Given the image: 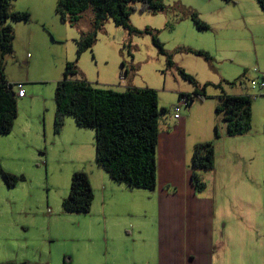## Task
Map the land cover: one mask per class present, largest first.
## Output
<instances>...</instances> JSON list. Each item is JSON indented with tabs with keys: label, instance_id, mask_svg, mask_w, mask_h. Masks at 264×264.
<instances>
[{
	"label": "rangeland",
	"instance_id": "1",
	"mask_svg": "<svg viewBox=\"0 0 264 264\" xmlns=\"http://www.w3.org/2000/svg\"><path fill=\"white\" fill-rule=\"evenodd\" d=\"M57 1L14 0L11 3L12 12H26L29 20L9 21L14 38L12 51L4 59V74L23 84L25 98L17 101L14 131L0 136V165L9 170L3 168L5 172L23 175L25 181L11 191L5 189L2 195L0 230L6 235L15 234L11 245L0 234V250L25 247L27 240L29 245L47 251L67 245L91 246L99 241L90 230L97 225V218L92 217L93 209L87 214H76L65 213L61 207L69 193L73 173L83 171L92 177L99 170L106 176L95 163L92 130L80 129L72 117H65L66 122L55 132L54 91L67 62H76L80 76L97 88L124 91L125 82L121 80L125 79L132 87L151 88L158 95L159 108L167 111L177 106L181 93L194 90L191 83L180 77L179 68L192 76L198 87L210 83L202 103L194 99L191 108L184 105L181 108L182 117L185 111L192 110L193 115L186 123L190 136L196 139L204 138L201 134L206 122L211 137L215 131L219 137L224 123L215 107L220 105L222 93L236 95L243 89L251 96L252 132L264 135V96L251 87L252 83L257 86L264 75V14L260 8L261 13L254 11L258 10L255 0H163L165 9L157 13L133 11L129 17L132 31L115 26L110 18L96 30L90 11L79 22H70L68 16L62 20L56 11ZM175 3L196 11L209 29L200 31L188 19L179 21L184 10L174 9ZM249 12L261 16L260 24H252ZM89 35L95 38L92 48L77 58L78 43ZM153 40L163 44L164 54ZM188 50L207 52L212 61L207 62ZM168 53L172 56V66L167 64ZM262 144L260 165L264 172ZM218 157L217 152L214 158ZM225 183L227 200L238 198L246 219L250 220L248 214L253 212L246 205L254 208V222L250 220L254 229L246 228L250 225L246 222L244 234L253 236L254 241L259 236L263 239L264 180L258 191L248 187L245 178L235 176L233 181ZM1 187L5 188V183ZM257 206L260 211H256ZM12 209L27 231L9 226ZM251 247L249 244L248 248Z\"/></svg>",
	"mask_w": 264,
	"mask_h": 264
},
{
	"label": "crops",
	"instance_id": "2",
	"mask_svg": "<svg viewBox=\"0 0 264 264\" xmlns=\"http://www.w3.org/2000/svg\"><path fill=\"white\" fill-rule=\"evenodd\" d=\"M257 9L254 11L261 13L259 6ZM248 16L252 24H260L261 16H253L250 12ZM126 74L125 71L124 78ZM5 79L9 83H18L7 76ZM121 81L125 82L124 91L134 88L126 79ZM189 94L192 93H181L177 102L182 100V105L191 108L195 101L187 104L186 97L180 99L181 95ZM240 95L247 93L242 89L241 93L230 96ZM24 98H17V101ZM203 100L198 101L202 103ZM182 105L178 119L173 117V109L159 117L156 185L153 190L128 189L99 170L92 173V177L88 175L93 191L92 217L97 218V225L90 230L101 243L95 241L91 246L78 247L67 245L47 251L29 245L30 240H27L25 247L1 249L0 264H264V237L259 236L254 241L253 236L244 234L246 222L250 223L246 228L254 229L250 222H254V208L246 205L247 210H253L252 215L251 211L248 214L250 220L246 219L242 202L238 198L227 200V184L224 185L226 180L233 181L236 176L242 180L245 178L247 186L258 191L261 180H264L260 165L264 135L257 131L253 133L251 124L248 133L230 137L223 124L219 137L215 133L211 137L206 122L201 134L204 138L196 139L190 136L186 123L193 115L192 110L185 111L182 117ZM15 123L16 119L11 133ZM204 142H212L214 156L218 152L219 157L214 158L213 169L198 171L205 188L196 192L191 182V156L194 146ZM0 181L3 185V177ZM1 185L0 207L4 190L11 191L18 184L3 189ZM262 198L264 201V192ZM257 202L260 203V199ZM11 211L9 226L27 231L23 221L13 214L14 209ZM2 232L0 230L11 245L15 232H11L12 235ZM249 244L251 248H248Z\"/></svg>",
	"mask_w": 264,
	"mask_h": 264
},
{
	"label": "trees",
	"instance_id": "3",
	"mask_svg": "<svg viewBox=\"0 0 264 264\" xmlns=\"http://www.w3.org/2000/svg\"><path fill=\"white\" fill-rule=\"evenodd\" d=\"M13 1L0 0V136L8 135L12 131L17 117L16 86L20 84L23 89L21 82H7L4 74V59L12 51L14 38L9 21L15 23L29 20L28 13L11 11ZM255 1L264 14V0ZM173 7L184 10L179 21L188 19L200 31L209 29V26L199 19L196 11L181 3H175ZM164 9L163 0H58L56 11L62 20L68 16V20L74 23L79 22L85 13L90 11L96 30L110 18L115 26L132 31L129 17L133 11L154 14ZM94 42L95 38L91 35L82 39L78 43L77 58L84 50L91 49ZM153 43L160 53H165L163 44L157 40H153ZM188 51L203 57L207 62L212 61V57L207 52ZM167 64L173 65L172 56L169 53ZM178 72L182 79L195 88L192 94L181 95L180 99L186 97L187 104L194 99H204L205 88L210 83L198 87V83L192 76L180 68ZM215 87L221 88V85ZM257 90L259 94H263L260 96H264V91ZM54 102L55 132L61 129L65 117H72L76 126L81 129L92 130L95 163L112 181L131 190L155 188L159 117L167 113L166 109L159 108L155 90L134 87L125 91H116L97 88L80 76L76 62H67L62 79L56 83ZM215 112L222 114L228 136L243 135L251 130L250 95L230 96L222 93L220 105L215 108ZM215 136L218 137L217 131ZM213 165V143L196 144L191 156V182L196 192H201L205 188V182L199 177L198 171H209L213 169ZM0 174L8 188H13L25 181L23 175L5 172L1 165ZM92 202L93 191L88 175L83 171L73 173L69 193L61 202L63 212L87 214L90 212Z\"/></svg>",
	"mask_w": 264,
	"mask_h": 264
},
{
	"label": "built area",
	"instance_id": "4",
	"mask_svg": "<svg viewBox=\"0 0 264 264\" xmlns=\"http://www.w3.org/2000/svg\"><path fill=\"white\" fill-rule=\"evenodd\" d=\"M252 87H253V88L257 87V89L264 91V77L261 78V80H260V82L258 83L257 86H255V85L253 84ZM16 90H17V91H16V96H17L18 98H22V97L24 96V91H23V89H22V87H21L20 84H18V85L16 86ZM183 102H184V101L181 100V101L177 104V106H175V107L173 108V117H174L175 119H178V118H179L180 106L182 105Z\"/></svg>",
	"mask_w": 264,
	"mask_h": 264
}]
</instances>
